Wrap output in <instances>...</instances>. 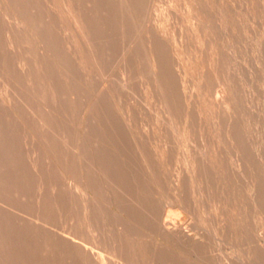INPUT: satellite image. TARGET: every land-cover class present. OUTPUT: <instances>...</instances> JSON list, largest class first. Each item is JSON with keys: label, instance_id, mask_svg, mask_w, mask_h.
I'll return each mask as SVG.
<instances>
[{"label": "bare ground", "instance_id": "6f19581e", "mask_svg": "<svg viewBox=\"0 0 264 264\" xmlns=\"http://www.w3.org/2000/svg\"><path fill=\"white\" fill-rule=\"evenodd\" d=\"M58 1L60 9L56 12L60 13H56L53 8L56 4L51 7V4L55 3L54 0H0V214L4 217L3 221H0V227L4 233L5 231L8 233V248L6 250L8 264H134L136 262L143 264L147 260L148 264H219L217 258L219 253L216 254L215 243L212 245L210 232L206 233L200 228L202 226L200 225L199 229L204 232L199 230L198 235H190L189 222L186 217L190 212L197 214V204L201 201L200 198L208 194L211 196L210 200L212 199L211 202L215 208V223L219 226L224 221L218 211V204L223 202L222 199L224 201L228 199L222 197L224 192H227L224 191L226 190L225 185H219L216 182L218 185L216 189H220L219 194L221 195H219L217 192L214 194L205 183L207 184L210 179V173L214 172L217 160L220 161L219 164L224 174L228 173V176H233L238 173L241 167L239 161L245 160L246 163L254 154L252 147L249 143H241L242 145L239 147H228L230 153H234L237 158V160L230 159L228 161L223 156L225 147L217 145V143L216 145L203 144L200 147L186 144L187 146L183 147L181 154L188 162L186 163L188 164L187 175L184 172L185 175L181 173L183 177L175 178L174 200L163 202L164 199L162 201L157 197L158 195L156 196L158 192L154 183L156 172L162 168L165 158L159 157L156 149L150 144L149 133L137 130L136 126L132 127L130 121L133 118H126L121 113L108 109L106 105L108 100L102 96L105 92L100 86L90 89L94 97L93 109L85 115L82 126L80 125L81 127L77 129L76 125H65L68 127L67 129L65 127L66 130L71 129L77 134H75L74 140H68L70 137L62 133L56 136V132L54 134L52 129L49 130L52 126L49 121L47 122L51 126L44 127L47 132L46 136L50 138L48 143L50 156L47 159L49 160L48 166H46L55 172L58 180L53 185L52 192H49L48 197L42 190L36 192V188H34L36 194L33 197L38 214L41 210L44 212L49 209L46 206L48 200H57V206L53 211L55 217L43 221L44 218L37 215L36 217L32 216L34 219H31L8 207L12 205L13 200L19 204L17 206L27 204L28 196L31 195V191L29 193L28 190V184H31L27 183V179H30L28 174L37 170L33 159L42 152L41 148L36 145L37 143L33 144L36 147L34 152L39 148L37 156V153H34L35 157L32 158L30 154L23 152V148H26L27 145V132L29 133L30 129L28 128H30L33 115L29 116V113L32 112L31 109L30 112L27 111L29 108L26 109L25 104L23 105L18 99L19 97L16 98L10 91V84L14 77L18 75L29 77V72L34 74L35 71V74L37 73L44 80L41 81L42 85L46 84L49 89L52 87L55 91L74 84L76 73L83 75L87 81V77L91 76L89 73H98L101 64L103 66L111 52H116L117 49L119 55L136 52L140 38L143 39L144 31L151 25H148L147 22L152 0ZM155 28L150 26V29ZM118 30H121V34L120 40L117 41L114 34ZM33 32L39 33L40 40L37 46L36 44L33 46L36 47L37 66L30 68L28 67L29 60L24 59L27 63H23L24 56L20 54V57L17 58V53L20 52L19 38L27 35H33V38L35 36ZM147 32L149 33L148 30ZM154 33L152 34L154 39L152 37L145 41L154 46L152 50L151 47L148 50L150 73L160 77L165 88L166 105L172 110L175 107L174 95L179 94L180 88L177 89L173 83L170 61L172 66L178 65V57L176 58L172 53L174 57L171 60L170 57L167 58L163 45L156 42L157 40L164 42L165 38L159 32L154 31ZM42 42L47 43V47L52 46L53 52L58 57V59L55 57L56 62L48 57V50L45 49L44 43L43 46L41 45ZM144 45L146 43H143V48ZM169 51L173 52L175 49L169 47ZM119 62L122 63L121 60ZM70 66H73L75 70L70 71ZM95 80L97 79L95 78ZM40 88L42 89V87ZM36 89L38 90V87ZM68 101V104L71 103L70 101L73 102L71 97L68 98ZM184 103L186 104V102ZM71 105L73 104L71 103ZM32 114L35 115V113ZM51 115L50 113V117ZM53 116L58 121L63 120L60 115L53 113ZM27 117L32 119L29 120L30 124L28 121L29 125L26 127L28 129L26 131ZM57 128L58 130L54 128L53 130L59 131V127ZM62 128L64 129V126ZM37 133H34L35 136ZM231 134L234 135V131ZM38 135L35 137L32 133L33 137L40 139ZM68 141L70 142L68 143ZM32 147L30 148L33 150L34 147ZM165 153L172 154L171 150L170 152L166 151L164 152L165 157ZM45 163L43 164L45 165ZM46 166L41 167L45 168ZM224 168L225 170H223ZM42 170L41 172H43ZM45 170L47 169L45 168ZM71 173L75 174L74 184L68 182V176ZM211 178L213 179V177ZM36 185L38 186V184ZM185 187L186 189H184ZM42 188L40 187V189ZM253 197L263 206L264 197L261 191H258ZM208 204L211 206L210 203ZM51 206H53L52 203ZM204 214L202 215L204 216ZM61 222H65L67 228L63 229L60 225L58 229L61 228V230L56 231L49 227L57 228V224H61ZM221 225L216 230L214 229L215 240L218 239L217 232L220 229L224 232L228 228L227 224V227L223 223ZM96 232H99V236ZM135 235L140 238H136ZM258 235L260 236V234ZM148 236H151L152 239L149 240ZM259 236L258 240L261 243L262 237ZM5 244L7 246V243ZM98 244H101L106 250H110L113 256L120 258L123 262L113 261V263L109 256L103 255L98 249L88 247V245H93L94 248H98ZM260 246L259 248H261ZM3 252L0 250V254Z\"/></svg>", "mask_w": 264, "mask_h": 264}, {"label": "rangeland", "instance_id": "374dc122", "mask_svg": "<svg viewBox=\"0 0 264 264\" xmlns=\"http://www.w3.org/2000/svg\"><path fill=\"white\" fill-rule=\"evenodd\" d=\"M191 1L152 0L150 7L151 17L149 16L147 24L149 23L148 25L151 24L150 26H152V28H156L150 29L149 26V29L144 31V37L143 39L140 38L137 51L126 54L122 53V55H119L118 49L116 52H111V55L107 56L108 58L103 66L101 64V69H99L98 73H89L91 76L89 75V77H87V81H85L83 75H79L75 72L77 75L75 74L73 80L74 84L70 85L72 88L68 85V87H61L59 91L57 90L58 92L52 87L49 89L46 84H44V86L42 85L41 81L44 80L40 78L37 73L35 74V71L34 74L29 72V77L19 75L14 77L10 84L12 88L9 86L10 91L16 98L19 97L18 99L20 102L26 105H24L26 109L29 108L27 111L30 112L31 109L32 112L28 113L29 116L30 114L33 115L31 116L33 119L30 118L34 120L32 122V120L27 117V124H25L27 126H25V128L30 124L29 120H31V124L33 125H29L30 128L28 129L30 130L26 128V131L28 130L29 133L27 132V145L26 148H23V152H27L32 158L35 157L34 153H39V148L42 149H40L42 152H40L39 155L37 153L36 156H38L33 159L37 167L36 173L28 174L30 179H27V183H31L28 184V190L29 193L31 191V195L28 194L27 204L25 206H17L19 204L15 203L13 200L11 203L12 205L8 206L11 210L22 215L24 214L25 217L27 216L31 219L40 215L44 218L43 221H48L55 217L53 211L57 206V200H48L46 206L49 209L46 211L44 210V212L41 210L39 212L40 214L37 213V206L34 202L37 191L42 190L48 197L52 192L53 185H55L58 180L55 172L50 169V167H47V163L49 162L47 159H49L50 156L48 153L50 138L46 136L47 132H45L44 127L49 125V128L52 125L53 127L51 126L49 130L52 129L51 131L54 134L56 132V136L62 133L70 137L68 140L75 139L76 133L71 129H69L70 131L66 130L68 128L66 126L68 124L72 126L76 125L75 127H77V129L82 126L85 115L93 109L94 97L90 89L94 86H100L105 92L102 96L105 97V100H108V104H106L108 109L116 111V113H121L126 118H133L130 121L132 127L136 126L137 130L149 133L150 144L156 149L159 157L163 156L165 158L162 168L156 172L154 183L158 192L156 196L158 195L157 197L162 199V201L164 199L163 202H171L174 200V194L176 192L175 181L178 176L183 177L181 173L184 174L188 168V164H186L188 162L185 161L186 159H184L181 154L183 147L187 145L200 147L203 146V144L216 145L217 143V145L225 147L223 156L229 161L230 159L237 160V158L234 153H230L228 147H239L243 143H249L254 154L246 163L245 160L239 161L241 167L238 173L233 176H228V173H225V175L219 164L220 161L217 160L218 163H216L214 172L210 173V179L207 181V184L205 183L214 194L215 192H217V194L220 193V189H216V186H218L217 183H219V185H225L226 190L224 191L227 192H224L222 197H227L228 199L225 201L222 199L223 202L218 204V211L224 219L222 222L223 225L225 224L226 226L227 224L228 228H226L224 232H222V229H220L221 231L218 229V239L215 240L213 237L215 235L214 232L217 227L222 226V223H220L219 226L215 223V208L211 202L212 199L210 200L211 196L208 194L200 198L201 201L197 204V214L190 212L189 216L186 218L189 222L188 227L190 235H198L200 231H205L208 234L210 232L209 235L213 243L212 245L215 243L214 248L216 249V254L219 253V257L217 256L219 264H264V202L263 206H261L253 197L258 191H261L264 197V0ZM54 2L55 3L50 4L51 7L53 4H56L57 8L56 6L53 7L56 12L60 9V7H58L59 1L54 0ZM120 31H115L114 34V38L117 41L120 40ZM154 31L159 32V34L165 38V44L157 39L156 42L163 45L167 58L170 57L169 59L171 60L172 57H174L172 53L176 58L178 57V65L172 66V62L170 61V67L173 72V83L177 89L180 88L179 94L174 95L175 107L172 108V110L166 105L164 96L165 88L161 83L160 77L153 76L150 73L151 69L149 67L151 66L148 63L150 54L148 50L149 47H151L150 49L152 50L154 46L149 45L150 43L145 41L152 39L154 36L152 34H155ZM33 33L35 35L33 37L34 39L32 38L33 35L30 36L27 34V36L19 38L20 40L18 39L20 47L18 48L20 52L17 53V58L20 57V54L23 55V63H27L26 60H29L28 67L30 68L31 66L34 68L37 66L36 63L38 60L36 62L35 57L36 47L33 46H35V44L37 46L40 40L39 33ZM154 38L155 37H153V39ZM43 43L45 44V49L48 50V57L56 62V58L58 59V57L53 52L52 46H48L50 48L49 50L47 47L48 44L42 42V46ZM141 43L142 45H140ZM143 43H146L144 48ZM169 47L174 48L175 51H169ZM119 60L122 61L121 64ZM73 66H70V71L75 70ZM95 78L97 80H95ZM82 86L84 87L82 88ZM37 87L40 91L36 89ZM40 87H42V89ZM23 95H28L29 101L27 97ZM69 97L72 98L73 102H70L73 105H71V103L68 104ZM184 102H186V104ZM182 104L184 105L182 106ZM49 110L50 112H48ZM58 112L59 114H57ZM32 113H35V115ZM50 113L52 114L51 117ZM53 113L60 115V118L63 120H56ZM34 116H36L37 119ZM36 120L38 122H35ZM47 121H49L51 125ZM34 125L36 126L34 127ZM63 126L64 129L62 128ZM57 127H59V131H57ZM42 128L44 130V136ZM53 128L57 130H53ZM38 130L39 132L41 131L40 135H38ZM230 131H234V135L231 134ZM32 133L34 136V133H37L40 139L35 138L37 135L33 137ZM70 141H68V143ZM233 142L235 143L234 145ZM34 143H37L36 145L39 147H37V151L35 150L36 152H34V149H36ZM29 146H33V150ZM31 150L33 153L30 152ZM170 150L172 154L165 153V157L164 152H170ZM171 155L173 156L171 157ZM38 157L41 158L37 159ZM43 158L44 160L46 159V163ZM41 163H45V165ZM40 165H47L45 168L48 171ZM41 170L43 172H41ZM223 170H225V168ZM45 171L47 172L45 173ZM185 174L187 175V172ZM211 177H213V179ZM75 180V174H69L68 182L70 181L69 183L74 184ZM43 181H45L44 183L46 184L42 183ZM36 184H38V186ZM39 186L43 188L40 189ZM34 188L37 189L35 193ZM184 189H186V187ZM187 190H189V187H187ZM51 203L53 206H51ZM208 203H210L211 206H209ZM29 207L31 208L29 209ZM51 214L53 215L52 217ZM202 214H204V216ZM2 219H4V217L0 214V221H3ZM60 225L63 229L67 228L65 227V225L67 226L65 222H61V224L58 223L57 228L53 226L49 227L53 230L60 231L61 228L58 229ZM200 225L202 226L200 227ZM199 227L204 231L199 229ZM1 230L0 227V231ZM1 232L0 250L4 252L0 254V264H8V254L6 253L8 248V233L6 231L4 233L3 230ZM96 234L99 236V232H96ZM258 234H260V236ZM258 236L262 237L261 243L258 240ZM136 238H140V236L137 235ZM148 239L150 240L152 237L148 236ZM256 241L258 242L256 243ZM5 243H7V246ZM259 246L261 248H259ZM88 247H92L95 250L98 249L103 255L109 256L112 262H123L120 258L113 256L112 252L106 250L101 244H98V248H94L93 245H88ZM147 261L144 263L148 264ZM137 263L138 262L134 264Z\"/></svg>", "mask_w": 264, "mask_h": 264}]
</instances>
